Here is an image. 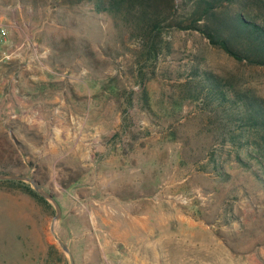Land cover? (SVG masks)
Listing matches in <instances>:
<instances>
[{"label":"rangeland","instance_id":"374dc122","mask_svg":"<svg viewBox=\"0 0 264 264\" xmlns=\"http://www.w3.org/2000/svg\"><path fill=\"white\" fill-rule=\"evenodd\" d=\"M6 21L28 25L30 42L23 58L4 56L0 90L8 75L17 88L22 72L33 81L50 70L59 80L45 97L72 114L38 127L0 109V172L33 176L55 195L56 230L76 264H122L139 237L165 242L162 264H264V173L226 110L191 96L206 70L264 96L263 67L178 28L146 62L123 22L87 2L0 0ZM13 181L0 180V264H71L51 230L54 205Z\"/></svg>","mask_w":264,"mask_h":264},{"label":"trees","instance_id":"16d2710c","mask_svg":"<svg viewBox=\"0 0 264 264\" xmlns=\"http://www.w3.org/2000/svg\"><path fill=\"white\" fill-rule=\"evenodd\" d=\"M84 2L96 12L109 13L123 22L131 36L142 43L140 57L146 62L156 61L163 52V32L178 28L196 30L237 61L264 68V0H69L72 4ZM199 75L192 98L206 96L226 110L240 127V135L246 136L253 152L248 154L264 173V96L253 89L228 88L224 78L212 71ZM13 182L45 200L28 183Z\"/></svg>","mask_w":264,"mask_h":264},{"label":"crops","instance_id":"0c3cea01","mask_svg":"<svg viewBox=\"0 0 264 264\" xmlns=\"http://www.w3.org/2000/svg\"><path fill=\"white\" fill-rule=\"evenodd\" d=\"M24 25L25 27H16L11 21H6L5 26L8 28V36L0 50V68L4 65L5 54H10L15 57H20L22 52L26 54L23 47L27 42H30V40L23 39L22 33L27 32L29 28L28 25ZM37 31L38 30H36V32ZM18 37L21 39L18 40ZM21 57L23 58V56ZM27 65L30 68L31 66L36 67L37 69L44 68H42V63L38 62L27 63ZM25 73L26 71L22 72V77L19 79L21 83L18 84L17 88L15 87L13 74L12 76L8 75L9 77L7 81L9 82V85L5 89L6 93L4 92V89L0 90V102L3 101L0 103V109L4 111V113L15 114L16 111H21L24 113V116L33 117L32 122L38 127H43L45 124L47 125V123H49L47 121L49 120V117L58 115L59 112L68 115L72 114L69 105L64 103L61 104L60 107L57 105L60 104L62 100H60V97L56 96L53 92L48 94V98L45 97L47 94L45 90L47 89L46 85L53 83L55 80H59L55 77L52 71L48 70L47 73H43L42 71L40 74L38 71H32V75L29 78H32L33 81L26 78ZM142 227L146 231L145 225H142ZM138 240L141 243L142 249L133 252L129 256H124L122 264H162V260L159 257V250L165 246V242L161 244H158L157 241L146 242V240L141 237H139ZM164 249L166 250L167 247H164Z\"/></svg>","mask_w":264,"mask_h":264},{"label":"water","instance_id":"95a60500","mask_svg":"<svg viewBox=\"0 0 264 264\" xmlns=\"http://www.w3.org/2000/svg\"><path fill=\"white\" fill-rule=\"evenodd\" d=\"M0 180H16V181L27 182L34 188V190L39 195H41L43 198L50 201L54 205V207L56 209V214L53 218L52 225H51L52 233H53L54 237L56 238V240L58 241L59 245L64 250V252H66L69 255L70 263L76 264L74 256H73L69 246L64 241V239L58 234V232L56 230L57 222L60 220V218L62 216V208H61L60 203L56 199L55 195L53 193L47 191L42 186L41 182L33 176H29V175H25V174H17V173H2V172H0Z\"/></svg>","mask_w":264,"mask_h":264},{"label":"built area","instance_id":"2783aa9c","mask_svg":"<svg viewBox=\"0 0 264 264\" xmlns=\"http://www.w3.org/2000/svg\"><path fill=\"white\" fill-rule=\"evenodd\" d=\"M7 36H8V28L5 25L0 24V50L2 49V46L4 45L7 39ZM4 56L9 57V55L7 54H5Z\"/></svg>","mask_w":264,"mask_h":264}]
</instances>
